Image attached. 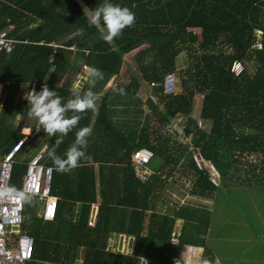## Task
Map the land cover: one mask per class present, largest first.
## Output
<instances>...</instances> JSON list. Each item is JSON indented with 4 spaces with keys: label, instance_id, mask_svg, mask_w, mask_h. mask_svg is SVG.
<instances>
[{
    "label": "trees",
    "instance_id": "16d2710c",
    "mask_svg": "<svg viewBox=\"0 0 264 264\" xmlns=\"http://www.w3.org/2000/svg\"><path fill=\"white\" fill-rule=\"evenodd\" d=\"M80 1L88 9L103 2ZM113 2L132 10L135 22L106 42L100 38L104 29L88 25L77 0H0V31L12 26L8 37L14 41L9 54L0 53V155L10 150L14 140L29 138L13 136L18 93L30 87L39 91L46 84L57 91L63 103L71 96V78L83 66L103 73L92 85L86 79L80 92L83 95L91 88L99 100L97 112L86 109L78 113L75 130L56 146L55 136H48L43 149V165L53 168L55 218L43 221L37 213V199L25 196L21 230L33 238V261L41 263L74 264L81 255L82 264H183L181 254L186 246H192L202 249L208 264H214L205 239L210 213L170 205L164 202L163 191L179 174L189 180V196L210 200L218 189L228 186L227 179L239 177L234 176L239 159L254 156L256 165L231 185L244 180L245 186L262 187L264 197V0ZM193 41L198 45L194 47ZM131 52L135 66L129 69L131 81L114 87L123 88V94L111 87L105 90L109 80L119 76L121 67L129 65L126 56ZM183 52L188 61L182 68L176 59ZM234 62L242 66L238 76L230 72ZM66 67L71 69L69 78L57 87ZM167 74L178 77L177 92L171 96L162 93ZM143 83L151 88L156 104L151 98L144 104L137 98ZM195 95L202 98L197 120L192 118ZM145 109L150 113L158 110L162 126L181 119L183 138L189 141L177 143L166 131H150ZM81 128L88 129L87 158L68 171H57L48 152L64 158ZM44 134L41 128L38 136ZM138 149L152 153L145 166L149 173L144 176L131 162ZM194 151L218 172V186L211 184L206 170L196 167ZM28 160L13 166L11 186L19 185ZM97 195L100 203L93 227H89ZM158 203L164 205L165 213L156 211ZM65 212L70 213L69 219L64 218ZM177 220L182 225L175 236ZM118 235L130 239L128 253L108 248V240Z\"/></svg>",
    "mask_w": 264,
    "mask_h": 264
},
{
    "label": "rangeland",
    "instance_id": "374dc122",
    "mask_svg": "<svg viewBox=\"0 0 264 264\" xmlns=\"http://www.w3.org/2000/svg\"><path fill=\"white\" fill-rule=\"evenodd\" d=\"M192 43L194 47L198 45V43L195 41ZM131 54H134V52H131L129 55H127V59L129 62V67L132 70L135 68V66L132 57H130L132 56ZM187 61V56L184 52L181 53L176 59V63L182 68L185 67ZM66 71H68V69H66ZM128 71L129 70L123 71L117 78L115 77L112 78L113 80H109L105 88L110 85H112L110 86L111 88H114L117 86V84H129L132 74L128 76L130 72ZM174 75L177 81L176 86L178 88V77L176 74ZM74 77L75 76H73L71 79L73 80ZM62 82V80H59L57 81V84H61ZM110 87L109 89H111ZM27 90L28 89L26 88L22 93H18L14 100L15 107H19V113L14 120L13 136H16V134L28 136V133H30V136H32L31 132L37 131L36 121H34L33 117L28 115V101L25 99L26 93L32 91L33 87H30L29 90ZM1 93L2 87L0 86V96ZM138 95L139 96L137 98L142 100V103L149 98L152 99L150 100L154 104L157 102V98L152 94L151 88L147 85H144L143 88L139 90ZM201 101L202 98L200 95L194 96L192 118L195 120L198 119ZM145 112L148 116L146 119V125L150 131H156L162 134H164L166 131V134H169L172 140L177 141V143L180 142L183 144L189 141V139L183 138L182 134L184 123L181 119H175L169 125L162 126L158 122V118L160 117L158 110L154 113H150V111L148 112L145 109ZM26 126L29 128H23ZM32 128H34V131H32ZM31 138L26 140V148L24 149L23 153L17 156L16 160L18 163H20L22 159L28 160L29 155L39 148L40 144H38L36 137ZM37 139L40 141L41 137L39 138L37 135ZM40 142L42 144V141ZM255 162L256 159L254 156L241 157L237 164L238 171L234 173V176H239L237 178H241L242 180L247 175L246 169L255 166ZM137 171L140 176H144L145 174L149 173L147 167L137 168ZM237 178L233 179V181H235ZM174 179L175 183H170V185L166 186L163 191L164 202L175 206L187 205L193 208L205 210L210 213V226L205 239L208 248L214 254L216 260L220 264H264V197L262 187L245 186L244 180H238L235 184L231 185L233 181L227 179L228 186L218 189L212 199L199 200L188 197V179L182 178L179 174H175ZM92 210L93 208L91 207V212ZM156 211L159 213H165L166 208L162 203H158L156 205ZM181 225V221L177 220L175 222V236L178 235ZM129 244L130 239L120 236L111 237L108 240V248L114 253H128ZM80 257L81 255H79V259H77L74 264H82ZM204 260L205 257L203 255L202 249L197 250L192 246H186L180 258V261L183 264H201ZM215 263L216 262L214 259V264ZM36 264L44 263L38 262ZM140 264L149 263L144 262Z\"/></svg>",
    "mask_w": 264,
    "mask_h": 264
},
{
    "label": "built area",
    "instance_id": "2783aa9c",
    "mask_svg": "<svg viewBox=\"0 0 264 264\" xmlns=\"http://www.w3.org/2000/svg\"><path fill=\"white\" fill-rule=\"evenodd\" d=\"M11 29L12 26H9L0 31V53L9 54L14 48V41L8 37ZM49 46L56 47L54 43H50ZM241 70L242 66L238 62L231 65L230 72L234 76H238ZM176 84L175 75L167 74L162 81V93L167 96L176 94ZM25 147V138H18L14 140L6 154L0 155V264H28L33 261L34 240L21 230L24 223V199L18 193L37 199L41 205L39 217L43 221H52L57 213V198L51 196L53 168L43 165V150L36 151L29 158L19 185L16 187L10 185L13 166L18 164L16 158L23 153ZM151 158L152 153L149 150L138 149L132 153L131 162L136 168H143ZM192 159L199 170L204 169L208 172L211 184L218 186L219 174L215 168L204 161L198 151L193 152ZM93 224V219L88 220L89 227H93Z\"/></svg>",
    "mask_w": 264,
    "mask_h": 264
},
{
    "label": "clouds",
    "instance_id": "9594fccd",
    "mask_svg": "<svg viewBox=\"0 0 264 264\" xmlns=\"http://www.w3.org/2000/svg\"><path fill=\"white\" fill-rule=\"evenodd\" d=\"M89 26L102 27L100 38L104 41H111L114 37H118L122 30L130 27L135 22V13L127 6L114 3L113 0H103L94 8H85ZM87 82L89 85L94 84L96 79H102L103 73L96 67H89L87 70ZM123 94V88H114ZM25 99L28 101V115L36 121V130L43 129L49 137L55 136L54 146L59 145L64 135L72 131L78 122V115H66V113H82L86 109L95 108L96 96L91 88L83 91V95L79 90L73 92V98L62 103V98L57 94L56 90H50L46 84H42L39 91L32 90L26 93ZM88 133L87 128L79 129L75 134V140L71 147L65 153L64 158L56 156L53 151H49L48 155L52 158V162L57 171H68L77 167L81 159H86L85 151ZM11 191V189H6ZM23 199H27L23 193H18ZM204 264H208L207 260Z\"/></svg>",
    "mask_w": 264,
    "mask_h": 264
},
{
    "label": "crops",
    "instance_id": "0c3cea01",
    "mask_svg": "<svg viewBox=\"0 0 264 264\" xmlns=\"http://www.w3.org/2000/svg\"><path fill=\"white\" fill-rule=\"evenodd\" d=\"M77 2H78V4H79V6H80V8L81 9H83V10H85V5L80 1V0H77ZM132 56H133V54H131ZM132 56H130V57H132ZM126 60H127V63H129L128 62V59H127V56H126ZM66 69H68V71H66L65 73H64V75H62V76H60L59 78H58V80L57 81H59V80H62L63 82L61 83V84H57V82H56V86L57 87H61L67 80H68V76H69V74H70V72H71V69H70V67H66ZM129 69H131L130 67H129V65H127V64H124L122 67H121V71H120V74L123 72V71H127V70H129ZM87 70H88V67H86V66H83L81 69H80V71L77 73V76H75L74 78H73V80H71V84H70V92H71V96H72V93L74 92V91H76V90H79V92H81V89H82V87H83V83L85 82V80L87 79ZM130 71V70H129ZM128 71V72H129ZM131 74V72H129V74H128V76ZM113 80V79H112ZM107 85V84H106ZM146 86V84H141V86L139 87V89H138V92H139V90H141V88H143V86ZM110 86H112V85H110ZM110 86H107V88H105L106 90L107 89H109V87ZM106 87V86H105ZM71 96H69V99H67L66 100V102L68 101V100H70V99H72L71 98ZM137 97L139 96L138 95V93H137V95H136ZM99 100L97 99V97H96V100H95V108L94 109H91V112L92 113H96L97 112V107H98V102ZM144 101V100H143ZM78 115L77 113H72V112H69V113H66V115H69V116H71V115ZM34 121H35V119H34ZM75 128L76 127H74L72 130L74 131L75 130ZM29 130H31V129H29ZM32 131H34V128L32 129ZM32 133V136H30V133H28V136H29V138H31V137H36V140L38 141V144H40V146H39V148H37V150H35L33 153H31L30 155H29V157H31L36 151H38V150H43L45 147H46V145H47V139H48V135H47V133H45L44 134V136L43 137H41V139H40V141H42V144H41V142L39 141V139H37V135H38V131H34V132H31ZM40 138V137H39ZM26 148V147H25ZM68 150V149H67ZM24 151V150H23ZM67 151H65V153H66ZM64 152H61V154H63ZM95 167H94V169H95V175H96V184H98V177H97V165H94ZM189 198H191V199H198V198H195V197H191V196H188ZM199 200H205V199H199ZM100 203V196L99 195H97V203L96 204H94V205H92L91 207L93 208V210H92V212H91V214H90V217H89V220L90 219H94V216H95V214H96V210H97V206H98V204ZM40 212H41V205L38 203V208H37V213H38V215L40 214ZM64 218L65 219H69L70 218V213H66L65 212V215H64ZM182 223V222H181ZM207 234H208V231H207ZM207 234H206V236H207ZM118 236H120V237H123V238H127V239H129L127 236H125V235H118ZM207 243V242H206ZM195 249H197V250H201L200 248H196L195 247ZM214 255V254H213ZM214 258H215V256H214ZM191 261V260H190ZM38 263L37 261H32V262H30V263H28V264H32V263ZM215 264H218L219 262L216 260V258H215ZM40 263V262H39ZM44 264H47V263H44ZM220 264V263H219Z\"/></svg>",
    "mask_w": 264,
    "mask_h": 264
}]
</instances>
